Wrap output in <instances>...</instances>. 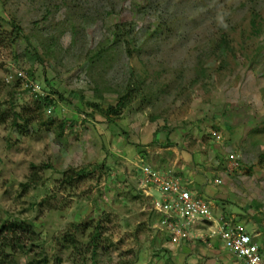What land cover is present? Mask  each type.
Here are the masks:
<instances>
[{
    "label": "rangeland",
    "instance_id": "rangeland-1",
    "mask_svg": "<svg viewBox=\"0 0 264 264\" xmlns=\"http://www.w3.org/2000/svg\"><path fill=\"white\" fill-rule=\"evenodd\" d=\"M123 24L130 46L114 42ZM52 91L65 101L40 109ZM0 102L30 123L0 124V221L40 234L17 264H242L167 245L148 165L264 245V0H0Z\"/></svg>",
    "mask_w": 264,
    "mask_h": 264
},
{
    "label": "built area",
    "instance_id": "built-area-1",
    "mask_svg": "<svg viewBox=\"0 0 264 264\" xmlns=\"http://www.w3.org/2000/svg\"><path fill=\"white\" fill-rule=\"evenodd\" d=\"M12 72L25 89L38 92L26 71L13 66ZM141 171L140 184L152 200L159 216L158 230L170 248L200 242L230 253L242 264H264V245L258 235L250 233L234 215L215 213L213 199L197 190L193 181L185 182L150 165L142 166Z\"/></svg>",
    "mask_w": 264,
    "mask_h": 264
},
{
    "label": "trees",
    "instance_id": "trees-1",
    "mask_svg": "<svg viewBox=\"0 0 264 264\" xmlns=\"http://www.w3.org/2000/svg\"><path fill=\"white\" fill-rule=\"evenodd\" d=\"M11 27L15 30L14 34L15 33L17 34V36L15 35V38L23 34V30L14 21ZM125 28H126V24L119 25L116 27L115 31L113 32V38L115 44L124 43L125 46L127 44L130 46L132 41H129L128 39L132 34L130 33V31L127 32ZM259 29H257V31H259ZM127 48L129 51L130 47ZM225 49H227V47H225ZM29 74L32 77L34 76L32 72H29ZM131 92L132 91L130 90L129 87L124 95L125 100L131 94ZM51 95H54L56 99L51 98V96H47V97L39 96L37 98V103L40 109L41 106H43L44 109L46 108L51 109L52 107L57 106L58 103L57 96H59L58 98L60 100L65 101L63 95L59 94L57 91H52ZM121 104L122 101L119 105ZM1 105L2 103L0 102V124H6L9 121H11L10 128L12 132L17 133L18 136L28 135L30 132L29 131L30 123L28 119L29 117L26 114L19 112L15 107H11V109H3ZM118 111H119V107L109 106L108 109L102 110V114H104L105 117L110 118L112 114L118 115ZM66 124H67L66 121H64L63 125L65 127ZM39 238H40V234L37 231V229L34 226L29 225L26 222V220L17 219L11 222L0 221V264H17L18 256H20L21 254L23 255L28 254L29 250L27 248L29 247V245L26 243L33 245L39 240Z\"/></svg>",
    "mask_w": 264,
    "mask_h": 264
},
{
    "label": "crops",
    "instance_id": "crops-1",
    "mask_svg": "<svg viewBox=\"0 0 264 264\" xmlns=\"http://www.w3.org/2000/svg\"><path fill=\"white\" fill-rule=\"evenodd\" d=\"M150 152V151H149ZM179 167H181V166H179ZM240 262V261H239Z\"/></svg>",
    "mask_w": 264,
    "mask_h": 264
}]
</instances>
